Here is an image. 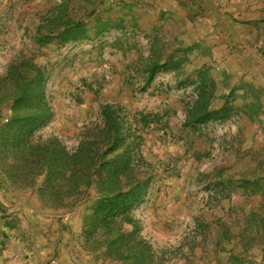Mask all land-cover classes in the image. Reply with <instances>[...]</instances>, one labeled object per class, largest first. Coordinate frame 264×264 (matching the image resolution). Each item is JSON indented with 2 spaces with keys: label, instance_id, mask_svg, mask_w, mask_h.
Masks as SVG:
<instances>
[{
  "label": "rangeland",
  "instance_id": "rangeland-1",
  "mask_svg": "<svg viewBox=\"0 0 264 264\" xmlns=\"http://www.w3.org/2000/svg\"><path fill=\"white\" fill-rule=\"evenodd\" d=\"M60 14L82 21L85 36L37 42L38 26ZM204 68L218 80L214 105L230 100V110L192 124ZM39 69L48 119L34 141L73 151L104 126L107 104L135 141L133 176L149 183L118 225L136 231L151 264H264V0H0V76L19 84ZM11 117L6 104L0 130ZM6 159L0 264H122L99 247L100 229L83 233L95 189L47 205L45 175L14 184Z\"/></svg>",
  "mask_w": 264,
  "mask_h": 264
},
{
  "label": "trees",
  "instance_id": "trees-1",
  "mask_svg": "<svg viewBox=\"0 0 264 264\" xmlns=\"http://www.w3.org/2000/svg\"><path fill=\"white\" fill-rule=\"evenodd\" d=\"M45 29V23L38 26L37 42L45 43L55 38L72 40L84 37L86 33L82 21L61 14L53 19L51 28ZM16 69L13 66L8 72ZM157 69L155 64L150 66V78ZM196 76L198 94L188 115L190 123L225 117L230 110V100L220 106L214 105L217 77L207 68ZM42 86L40 69L33 75L27 70L19 84L12 82L8 75L0 76V116L6 104L12 111L11 119L8 118L10 123L0 130V156L6 159L15 149V162L10 164L5 160L6 175L14 184L26 187L36 184L37 177L44 174L46 185L40 191L44 203L50 206L65 207L82 202L91 198L95 189L96 198L90 206L93 212L86 214L84 219V235L91 239L100 229L99 247H106L122 264H151L147 244L135 240V230L125 232L118 225L121 214L141 197L149 183L133 176L135 168L131 158L135 141L127 142L128 136L123 134L118 117L113 115L109 104L103 109L104 126L96 134L83 135L73 151L58 139L44 143L34 141L32 136L36 127L48 119ZM239 89L241 87L231 88L228 96L235 95Z\"/></svg>",
  "mask_w": 264,
  "mask_h": 264
},
{
  "label": "crops",
  "instance_id": "crops-1",
  "mask_svg": "<svg viewBox=\"0 0 264 264\" xmlns=\"http://www.w3.org/2000/svg\"><path fill=\"white\" fill-rule=\"evenodd\" d=\"M230 66H232V65H230ZM232 69H235V67H232ZM234 71H235V70H234ZM236 71H237V69H236ZM236 71H235V72H236Z\"/></svg>",
  "mask_w": 264,
  "mask_h": 264
}]
</instances>
